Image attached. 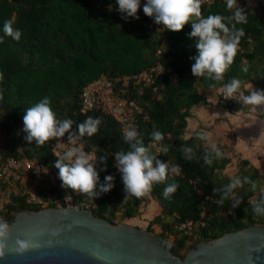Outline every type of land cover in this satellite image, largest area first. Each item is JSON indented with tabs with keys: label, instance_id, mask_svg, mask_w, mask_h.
Masks as SVG:
<instances>
[{
	"label": "trees",
	"instance_id": "trees-1",
	"mask_svg": "<svg viewBox=\"0 0 264 264\" xmlns=\"http://www.w3.org/2000/svg\"><path fill=\"white\" fill-rule=\"evenodd\" d=\"M145 2L142 0L138 10V20H125L114 0H0V36H3V23L8 19L13 20V27L22 33L19 41L4 36L0 42V130L7 131L3 157L4 160L17 158L41 162L54 175L52 180L49 175L37 178L33 173L21 171V178L16 181L20 182L28 175L47 183L46 188L37 192L46 203L44 207L27 203L30 192L24 195L7 192V187L14 181H0V189L9 200L5 217L8 223L24 210L57 207L58 200L89 209L95 216L112 222L117 217L122 221L139 215L144 198L126 194L116 167L115 153L130 149L122 138L118 120L97 107L84 109V89L104 76L117 80L116 91L139 105L141 111L135 114L134 126L144 143L149 144L155 126L164 134L160 143L169 146V151L159 153L158 158L181 166L180 175L166 181L174 180L179 185L171 199L162 195L165 183L154 184L149 191L151 198L162 206L161 214L150 222L149 230L152 231L153 225H159L162 228L160 236L167 238L172 234L175 255L184 258L181 251L200 241L220 238L253 225L264 226V216L255 214L250 203L253 198L260 199L259 188L264 187V174L256 166L247 159H240L236 175L242 180L245 175L256 180L258 188L253 192L250 185L245 184L236 189L240 203L233 207V197L221 203V193L214 191L222 189L233 177L225 174L232 163L227 148L220 146L224 156L212 166L204 165L202 159L187 161L180 150L188 144L194 147L197 157L203 155L202 142L195 135L200 131L188 138L185 135L193 108L210 104L204 90H219L233 77L243 81V90L247 84H251V89L264 85L263 17L255 8L238 0L248 12L247 23L237 25L244 28L245 35L232 65L224 73V80L217 82L196 77L191 72L194 60L190 57L197 54V49L195 41L188 36L190 23L180 31L167 30L144 14ZM110 4L112 10H109ZM201 11L203 15L230 14L225 0L202 3ZM242 62L246 63L247 72L242 71ZM159 64L172 68L175 76L166 75L153 84L126 80ZM45 96L50 98L58 118L74 121L69 132L78 135V125L88 116L101 119L97 133L77 141L86 152L106 157L104 161L97 158L94 163L100 177L95 195L62 186L59 170L55 167L58 159L53 151L55 138L43 145L24 139L25 110ZM68 135L66 132L63 137L68 138ZM108 175L113 177V187L103 192L100 185L106 182ZM188 222L193 225L192 231L184 234L180 227Z\"/></svg>",
	"mask_w": 264,
	"mask_h": 264
},
{
	"label": "clouds",
	"instance_id": "clouds-1",
	"mask_svg": "<svg viewBox=\"0 0 264 264\" xmlns=\"http://www.w3.org/2000/svg\"><path fill=\"white\" fill-rule=\"evenodd\" d=\"M118 5V11L122 18L139 19L138 10L141 8L142 0H114ZM202 0H146L143 3V12L148 17L154 19L155 23L164 26L167 30L180 31L186 24L190 23L191 31L188 36L195 41L197 54L190 57L194 60L191 72L196 77H207L212 81H223L224 73L232 65L241 38L245 35L243 27L238 24H246L248 12L240 5L238 0H225L226 9L229 15L207 14L201 11ZM112 10V5H109ZM3 42L4 36L13 40L21 39V30L13 27V20H5L2 26ZM242 71L247 72L248 67L242 62ZM244 83L241 79L233 77L222 86L220 91L223 98H238L242 104L251 111H258L259 107H264V89H256L254 86L247 93L243 90ZM74 121L70 118L60 119L53 110L51 100L48 96L43 97L35 104L25 110L23 115V131L27 141L35 140L37 145H43L52 138L63 137L69 133V147H66L62 154H56L58 159L55 167L59 170L58 175L62 181V186L71 187L83 193L95 195L94 189L100 180L99 174L94 166L97 158L104 161L105 156L97 157L95 154L86 152L83 145L77 141L85 135L91 137L97 133L101 125L99 117L88 116L78 125V135L69 132ZM151 132L149 144H145L143 137L137 128L129 125L122 130L123 140L130 145L129 150H121L115 153L116 167L121 174L127 195L137 198L149 193L154 184L165 183L162 195L165 199H171L179 185L174 180L166 183L173 176L181 173V166L170 161H162L158 158L159 153H167L169 146L161 144L164 134L155 128ZM203 145L202 157H197L194 147L185 144L181 153L183 159L187 161L203 160V164L212 166L214 161L223 158L224 152L221 147L212 139L207 131H200L195 134ZM155 148V151H153ZM105 183L100 185L103 192L109 191L112 187L113 177H105ZM245 184L250 185L253 192L257 191L258 182L250 179L249 176L235 175L222 189H214L221 193V203L224 199L233 197L232 206L240 203L237 198L236 189L242 188ZM260 199L253 198L252 211L264 216V187L259 188ZM11 227L7 220L0 218V257L4 255L7 241L10 237ZM55 235V231H53ZM17 250L24 251L31 247L30 241L17 239Z\"/></svg>",
	"mask_w": 264,
	"mask_h": 264
},
{
	"label": "water",
	"instance_id": "water-1",
	"mask_svg": "<svg viewBox=\"0 0 264 264\" xmlns=\"http://www.w3.org/2000/svg\"><path fill=\"white\" fill-rule=\"evenodd\" d=\"M9 225L0 264H264V226L259 225L200 241L184 258L164 237L77 206L24 210ZM17 239L31 247L18 251Z\"/></svg>",
	"mask_w": 264,
	"mask_h": 264
},
{
	"label": "built area",
	"instance_id": "built-area-1",
	"mask_svg": "<svg viewBox=\"0 0 264 264\" xmlns=\"http://www.w3.org/2000/svg\"><path fill=\"white\" fill-rule=\"evenodd\" d=\"M214 0H202V3H211ZM258 4L255 6L256 11L263 17L264 21V0H257ZM152 22L155 23L154 19ZM166 75L171 77L175 76L174 71L170 67H166L162 64L152 68L149 71L142 72L127 79H135L146 84H153L157 79H160ZM117 80H110L107 77H101L91 82L83 91V105L85 110H90L94 107L100 108L106 114H110L115 117L121 130L129 125H135V114L140 112L141 109L135 100L128 97L121 96L116 91ZM256 89H264V85L256 87ZM246 93L250 90H244ZM218 106L222 108L233 107L235 109L244 106L238 98H223V94L220 91L218 97ZM20 132L21 130H17ZM6 130H0V181L10 180L18 181L20 172L33 173L35 177L41 178L43 175H49L50 179H54V175L50 173L49 169L41 162L32 161L28 159L8 158L4 160L2 149L5 146ZM79 144V143H77ZM80 145V144H79ZM68 138L58 137L55 138L54 154H62L66 147H69ZM57 156V155H56ZM57 201V200H56ZM9 200L0 201V218L6 217V206ZM27 203L32 206L46 205L45 201L37 195L36 192H30L27 197ZM71 206L70 203L64 201H57V207ZM79 207V206H78ZM83 208V207H82ZM192 223L188 222L183 224L180 228L184 234H190L192 231Z\"/></svg>",
	"mask_w": 264,
	"mask_h": 264
},
{
	"label": "crops",
	"instance_id": "crops-1",
	"mask_svg": "<svg viewBox=\"0 0 264 264\" xmlns=\"http://www.w3.org/2000/svg\"><path fill=\"white\" fill-rule=\"evenodd\" d=\"M242 1L253 8L258 4L257 0ZM250 87L251 84L245 85V89ZM208 101L209 105L197 106L192 111L186 138L197 131H207L214 141L231 143L233 153L256 166L255 161L264 156V107H259L258 111L245 106L229 109L219 107L213 100Z\"/></svg>",
	"mask_w": 264,
	"mask_h": 264
},
{
	"label": "rangeland",
	"instance_id": "rangeland-1",
	"mask_svg": "<svg viewBox=\"0 0 264 264\" xmlns=\"http://www.w3.org/2000/svg\"><path fill=\"white\" fill-rule=\"evenodd\" d=\"M245 90H251V87ZM219 92H220V89L219 90L211 89V90L203 91L205 96H207V99L213 100L212 102H214L216 105L218 104ZM194 109L195 108H193V110ZM216 143L218 144V146H225L227 148L226 150L227 155L231 157L232 159V163L225 170V174H227L228 176H235L239 170V161L242 158L237 153L235 154L232 152V145H230L231 143L227 144L226 142H223V141L216 142ZM20 150H22V146H20ZM255 165L257 169L259 170V172L261 174H264V156H261L260 160L255 161ZM46 186H48L47 183L40 182V180L37 178H32L31 176L24 175L22 179L20 180V182H13L9 187H7V192H14L19 195H24L32 191L37 193L38 191L41 190V188L43 187L46 188ZM52 198L50 197L49 199L52 200ZM143 198L144 200L141 204L140 212L138 216L132 219H128V220L125 219L122 221L120 217H117L114 220V223L115 224H128L131 226L139 227L146 231H150L149 230L150 222L154 218H156L158 215L161 214L162 206L158 201L151 198L149 193L143 196ZM6 199H7L6 193L2 192L0 189V201L2 202V201H5ZM58 201H61V200H58ZM151 229H152L151 232L157 236H160V234L162 233V228L159 225H153ZM166 239L174 243V236L172 234H168ZM188 251L189 249L185 248L181 251V254L185 256Z\"/></svg>",
	"mask_w": 264,
	"mask_h": 264
}]
</instances>
